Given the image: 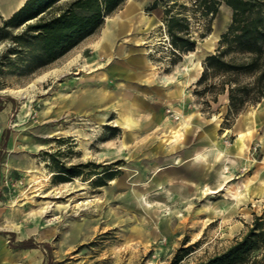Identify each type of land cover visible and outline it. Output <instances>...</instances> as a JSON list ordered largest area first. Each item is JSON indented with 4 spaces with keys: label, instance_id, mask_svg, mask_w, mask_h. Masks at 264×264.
Segmentation results:
<instances>
[{
    "label": "rangeland",
    "instance_id": "rangeland-1",
    "mask_svg": "<svg viewBox=\"0 0 264 264\" xmlns=\"http://www.w3.org/2000/svg\"><path fill=\"white\" fill-rule=\"evenodd\" d=\"M166 8L188 18L194 50L173 52ZM231 18L225 4L126 0L37 68L9 65L0 41V264H195L264 213V188L242 183L258 166L264 179V97L235 113L223 74L199 81ZM204 145L223 147L197 156Z\"/></svg>",
    "mask_w": 264,
    "mask_h": 264
},
{
    "label": "trees",
    "instance_id": "trees-1",
    "mask_svg": "<svg viewBox=\"0 0 264 264\" xmlns=\"http://www.w3.org/2000/svg\"><path fill=\"white\" fill-rule=\"evenodd\" d=\"M125 1L26 0L0 25V41L12 40L3 50V59L9 65L44 66L102 28L106 17ZM222 4L232 9L231 23L217 51L206 57L199 81L210 71L223 74L221 90L228 85L229 108L240 113L248 103H258L264 97V0H196L204 15L217 14ZM165 23L174 53L195 49L198 37L186 16L171 14V8H166ZM19 28L14 33L13 29ZM246 73L254 79L242 83L239 78ZM182 259L179 254L170 264ZM195 264H264V213L256 215L247 231L223 251Z\"/></svg>",
    "mask_w": 264,
    "mask_h": 264
},
{
    "label": "crops",
    "instance_id": "crops-1",
    "mask_svg": "<svg viewBox=\"0 0 264 264\" xmlns=\"http://www.w3.org/2000/svg\"><path fill=\"white\" fill-rule=\"evenodd\" d=\"M26 0H0V9L2 11V14L5 18L11 16L17 9H19ZM228 7V6H227ZM230 8V7H228ZM261 117V118H260ZM263 117V118H262ZM263 119V120H262ZM264 123V110H262L260 112V108L258 111H256V121H254L253 124V129H254V125H256L257 123ZM223 145H221L220 147L215 146V147H211L209 145H204L202 146V148L198 149L196 152V155L198 156L201 153H204V155L210 154L212 153L214 150H216L217 148H222ZM214 148V149H213ZM245 146L243 148H239L237 147L238 151L241 153L243 152ZM242 150V151H241ZM221 151V150H220ZM264 166V165H263ZM261 168L260 166L257 167V170L254 171L251 176H247L242 183L244 184V187L246 188L249 183L251 182L253 185V189L255 188H260L263 187L264 188V179L261 180L260 177V172ZM239 192H241L240 194H243L242 189L239 190Z\"/></svg>",
    "mask_w": 264,
    "mask_h": 264
},
{
    "label": "bare ground",
    "instance_id": "bare-ground-1",
    "mask_svg": "<svg viewBox=\"0 0 264 264\" xmlns=\"http://www.w3.org/2000/svg\"><path fill=\"white\" fill-rule=\"evenodd\" d=\"M227 19L225 12L221 13L219 15L218 21L225 22ZM121 24V22L118 19H111L109 23L104 27L102 31V35L100 37V40L97 42V46L101 51H106L109 49V47L112 45V40L116 34L117 27ZM220 25H217L216 28L218 29ZM244 139L243 135H240L237 140V145L239 147H243ZM199 156V155H198Z\"/></svg>",
    "mask_w": 264,
    "mask_h": 264
}]
</instances>
